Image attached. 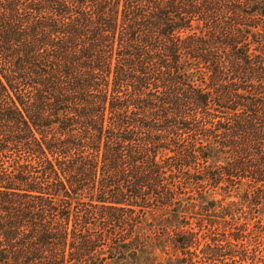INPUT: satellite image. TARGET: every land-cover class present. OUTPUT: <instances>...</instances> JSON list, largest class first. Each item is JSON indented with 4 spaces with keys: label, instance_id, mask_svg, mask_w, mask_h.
<instances>
[{
    "label": "trees",
    "instance_id": "obj_1",
    "mask_svg": "<svg viewBox=\"0 0 264 264\" xmlns=\"http://www.w3.org/2000/svg\"><path fill=\"white\" fill-rule=\"evenodd\" d=\"M263 204L264 0H0V264L138 252L169 210L202 264H264Z\"/></svg>",
    "mask_w": 264,
    "mask_h": 264
},
{
    "label": "rangeland",
    "instance_id": "obj_2",
    "mask_svg": "<svg viewBox=\"0 0 264 264\" xmlns=\"http://www.w3.org/2000/svg\"><path fill=\"white\" fill-rule=\"evenodd\" d=\"M186 187H192V185H186ZM186 187L182 190L180 189L177 198L184 197L187 199V202H189V198H192L191 196H193L194 193H192L193 191L190 189H186ZM207 199L219 200L222 199V196L220 193L214 194V192L210 191L207 195ZM203 204L204 202L200 200V205L202 206ZM199 211L200 215L198 214L194 216L195 218L191 220L192 228H194L195 233H197V238L194 241L187 236L189 225H186V221L179 217H175L172 211L169 210L166 214V216H169V220H167L168 218L163 220L165 217L156 220L149 217L148 221L144 222L143 225H140L141 229L137 228L138 232H141V234L143 233V239L147 242L145 248L138 252H116L108 249V252H103L102 258L104 259L100 257L101 259L99 258V260L92 259L84 264H202L200 262V248L203 247L206 240L203 241L201 239L202 244H200V236L207 232V230L204 229L201 232V227H198V222L200 221L201 226L206 225L207 221L204 220L205 216H203V212L201 210ZM260 216L263 219L262 222L264 225V204L260 208ZM107 226L109 227L105 226V228H108L107 230L111 233H114L115 229L119 230L120 228L122 230L120 234L123 235L122 237L125 236L127 230L125 226H120V224ZM122 237H118L111 242L112 245L120 246L124 244V242L126 244L129 243L128 241H124L125 237ZM191 241L193 242V245L189 246L187 251L180 249V246H182L183 243ZM105 244H108V242ZM73 264L75 263L73 262Z\"/></svg>",
    "mask_w": 264,
    "mask_h": 264
}]
</instances>
